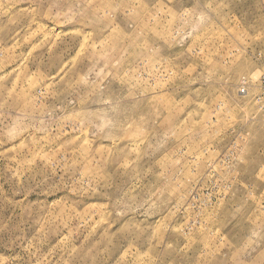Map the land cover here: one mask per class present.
<instances>
[{
  "label": "rangeland",
  "instance_id": "374dc122",
  "mask_svg": "<svg viewBox=\"0 0 264 264\" xmlns=\"http://www.w3.org/2000/svg\"><path fill=\"white\" fill-rule=\"evenodd\" d=\"M263 73L264 0H0V264H264Z\"/></svg>",
  "mask_w": 264,
  "mask_h": 264
},
{
  "label": "built area",
  "instance_id": "2783aa9c",
  "mask_svg": "<svg viewBox=\"0 0 264 264\" xmlns=\"http://www.w3.org/2000/svg\"><path fill=\"white\" fill-rule=\"evenodd\" d=\"M242 94L246 92L245 87H243L240 91ZM258 101L261 103V107L264 112V73L262 74L260 78V95L258 97Z\"/></svg>",
  "mask_w": 264,
  "mask_h": 264
}]
</instances>
